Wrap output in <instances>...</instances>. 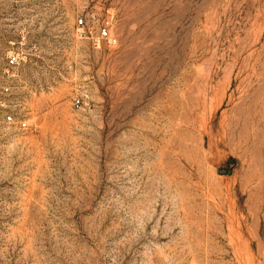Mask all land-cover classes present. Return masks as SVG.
<instances>
[{"label":"rangeland","instance_id":"374dc122","mask_svg":"<svg viewBox=\"0 0 264 264\" xmlns=\"http://www.w3.org/2000/svg\"><path fill=\"white\" fill-rule=\"evenodd\" d=\"M0 264H264V0H0Z\"/></svg>","mask_w":264,"mask_h":264},{"label":"built area","instance_id":"2783aa9c","mask_svg":"<svg viewBox=\"0 0 264 264\" xmlns=\"http://www.w3.org/2000/svg\"><path fill=\"white\" fill-rule=\"evenodd\" d=\"M77 35L80 38H85L88 37V31H92V29H86L87 27V23L85 22V18L81 17L80 19H78L77 21ZM99 39H103L105 40L107 43L109 44H113L117 41V39L115 38V36L113 35L111 29L107 26V25H102L99 29ZM20 63V57L18 54H12L9 55L8 59H7V74L8 76H15V71L14 68H16L18 66V64ZM9 87L5 88V91L8 92L9 91ZM83 104V100L81 98H76L74 105L76 107H81V105ZM15 117L13 115H8L7 116V120L9 122L15 121ZM19 127L21 129H29L30 125L28 123L27 120H23L21 119L19 121Z\"/></svg>","mask_w":264,"mask_h":264}]
</instances>
